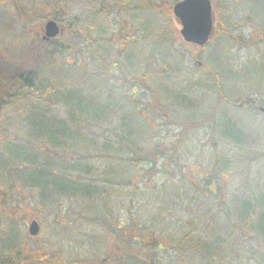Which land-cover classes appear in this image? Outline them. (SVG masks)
Wrapping results in <instances>:
<instances>
[{
  "label": "rangeland",
  "instance_id": "1",
  "mask_svg": "<svg viewBox=\"0 0 264 264\" xmlns=\"http://www.w3.org/2000/svg\"><path fill=\"white\" fill-rule=\"evenodd\" d=\"M114 1L0 0V42L3 46H13L9 47L10 52L0 50V85L5 86L4 81L32 74L47 59L50 51L43 44L41 47L32 35L42 34L52 11L55 15L61 10L67 11L68 17L93 12L101 21V24L96 21L95 26L108 31L104 36L107 41L101 45L94 40L92 51L87 47L79 54L68 53L57 58L60 61L58 65L68 64L72 79L80 76L83 69L88 75L107 78L109 85L116 90V105L121 107L119 115L113 116L110 127L119 125L123 113H127L126 117L131 120V113L133 116L139 113L142 122H132L135 126H142L135 137L139 146H143L144 152L146 148L167 150L163 145L169 150L175 147L178 163L174 164V174L171 176L162 171L163 158L158 160L159 178L148 180L149 176H146L136 183L135 179L143 176L151 165L146 168L148 165L145 163H133L126 168L127 180L123 187L114 189L109 188L110 182L103 183L99 186L102 192L105 190L107 193L102 201L93 198L80 200L40 194L38 188L14 178L12 172L21 168L11 165L10 171L0 172V244L11 230L18 237L26 236L29 222L36 219L40 232L35 237L36 241H28L27 244L41 246L38 258L47 255L51 259L54 255L64 263L104 259L107 248L115 247V242L119 241L120 230L124 229L125 234L129 232L134 208L141 204L142 215L147 208L156 206L154 199L152 204L147 202L144 206L145 199L152 196L150 191L146 193V188L154 185L169 187L171 184L170 187L179 190L181 198L186 199L180 201V209L170 210L174 216L179 214L182 223L173 240H167L158 251L150 253L152 264H179L180 252L184 264H213L212 261L217 259V254L207 255L209 253L203 252L202 247L195 246L200 238L201 243L213 238L203 234L201 221H193L200 213L194 215L188 210L187 203L191 198H196L194 208L204 213L212 208L210 216L218 209L212 207L215 202L220 208L225 206L224 218L219 221L222 233L219 229L218 234L211 232L212 237L220 236L231 241L234 252H230V261L225 255L223 264H264V238L255 226L250 227L264 213V113L256 105L238 107L231 103V100L250 97L264 107V40L260 41L256 36L260 18L263 20L262 5L254 4L252 0H211L214 32L210 41L200 47L182 40L181 26L172 13L176 0H131L126 4L129 11L122 14L117 13ZM4 16L11 20V24H6ZM143 18L149 23L142 25ZM161 47L168 48L169 53H163ZM103 48L122 65H127L125 59L129 55L134 60L133 64L129 63L132 66L128 64V68L119 73L117 68L108 63L105 65L103 56H99ZM143 73H146L144 81ZM131 75L137 78L138 83H131ZM101 90V86L96 87V92ZM156 97L157 106L153 104ZM56 109L59 107L53 106L50 112L53 115L63 112ZM15 114V109L10 106L1 110L0 156L5 152L7 141L22 143L21 140L27 138L20 122L15 124L8 119L11 116L15 120ZM105 126L95 132L98 136L103 134L99 137L104 141L111 140L112 134L105 131ZM235 138L242 141L238 144ZM32 146L36 151L46 149L41 142H34ZM77 149L86 154L85 147ZM72 152L66 154V159L79 157ZM88 153H94V149ZM88 163L94 171V166L98 170L82 180L100 183L104 167L97 158ZM76 177L80 179V176ZM129 179L138 184L137 189L131 187ZM198 188L204 189L205 195L192 196ZM239 202L250 204L254 222H246L247 219L243 218V222H239L234 218L237 217ZM226 216L230 217V225L234 223L241 227V224H247L249 233H245L244 228L229 226L225 223ZM120 218L124 221L123 226L119 223ZM224 224L228 226L226 229ZM173 227L178 229V226ZM187 232L195 234L186 236ZM158 234L156 226L155 236L160 242ZM164 236H167V231L162 233L161 237ZM211 243L213 247L215 242ZM28 255L32 259L22 264H44L38 263L33 253ZM188 257L189 262H185Z\"/></svg>",
  "mask_w": 264,
  "mask_h": 264
},
{
  "label": "trees",
  "instance_id": "2",
  "mask_svg": "<svg viewBox=\"0 0 264 264\" xmlns=\"http://www.w3.org/2000/svg\"><path fill=\"white\" fill-rule=\"evenodd\" d=\"M177 1L179 0L175 2ZM252 1L255 2L254 4L262 5L261 17H263V20L260 18V23L257 26L258 28H256V36L261 41L264 40V0ZM129 2L131 3L132 1L115 0L114 7L117 9V13H127L129 10L126 9V4H129ZM103 7L106 9V5ZM61 13L55 15V12L52 11L51 15L47 18L56 21L62 29V32L55 39L45 42L41 41L40 35H32V39L35 37L38 39L41 47V44H43L50 51L44 63L39 65L37 70H33L32 74L21 76L16 80L4 81L5 86L0 85V99H2V102H0V114L1 110H4L7 106L14 108L17 113L15 114V120L11 116L8 119L12 120L15 124L20 122V127L25 129L27 136V138L21 140L22 143L20 141H7L4 146L5 152L0 156L1 174L2 172L10 171L11 165H18V168L21 169L12 172L14 178L20 179L26 185L38 188L42 195H47L48 197L57 195L80 200L93 198L101 201L103 195L107 192L105 190L102 192V187L99 185L110 182L109 188L120 189L127 180L125 179V173H128L126 168H130L133 163H145V165H148L146 168H149V165H151L149 170L145 169L143 176L135 179L136 183L146 176H149L148 180L156 176L159 178L160 162L158 160H163V158L162 171L165 174L168 173L173 176L174 164L178 163L175 147L169 150L168 146L163 145L167 150L160 151L158 148L147 150L146 148L144 152L143 146H139L140 144L135 137L139 133L138 128L142 126L132 124L133 121L142 122L139 113L135 114V116H133L134 113H131L130 118L132 117V120L126 117L127 113H123L124 115H122L119 125L110 127L113 116L115 118L116 115H119L118 109L121 107L116 105L117 98L114 96L116 90L109 85L107 78L96 74L88 75L86 70L83 69L80 76H77L78 78L75 76L76 79H72V74L67 68L70 66L68 64H65V66H62V64L58 65L60 61L56 59L68 53L79 54L82 49H86L87 47H90L89 49L92 51L94 46L92 42L94 40L101 42V45H103V42L107 41L104 36L108 32L104 30V27L95 26L96 21L100 24L101 21L93 12L90 14L82 13L73 17H68L67 11L61 10ZM3 19L6 21V24H11V20L7 19V16H4ZM141 23L142 25H146L149 22L146 21V18H143ZM9 47L13 46L10 45ZM9 47L3 46L0 42V50L10 52ZM161 48L164 50L163 53H169L168 48ZM110 55L104 48L99 51V56H103L102 60L106 63L105 65L108 63L109 66L117 68L119 73L122 69L128 68V64H133L134 61L128 55V59H125L127 65H122L121 61L116 60ZM131 64L129 65L132 66ZM142 75V81H144L146 73ZM130 81L132 84L138 83L137 78L133 75H131ZM100 86L102 90L96 92V87ZM96 93H99V96ZM99 98L100 101H98ZM157 103L158 98L156 97L153 104L157 106ZM53 106L59 107L63 112L53 115L50 112L53 111ZM59 109H56V111ZM103 125H106L105 131L112 134L111 140L104 141L99 137L103 134L99 133L98 136L95 132L102 129ZM1 129L0 126V131ZM241 136L244 139L245 136L243 134ZM229 137L231 136L229 135ZM99 139L101 140L99 141ZM240 141L242 139L235 138V142L238 144ZM34 142H41L46 149L36 151L35 147L32 146ZM81 146L86 148V154L77 149ZM90 149H94V153H88ZM71 151H74L72 153L79 155V157L66 159V154ZM53 157L57 159L53 160ZM94 158H97L104 167L103 178L100 183L82 180L84 176L93 175L97 172L98 169L94 166V171L91 164L88 163L89 160L91 163V160ZM82 159L85 160L82 161ZM195 173L194 170L193 174ZM76 176H80V179H77ZM106 176H110L111 178H106ZM129 182L132 183V186L129 183L128 186L137 189L138 184H134L130 179ZM170 186L172 185L170 184ZM170 186L158 187L154 185L146 188V193L150 191L152 196L150 199H145L144 206L146 207L147 202L152 204L151 200L153 199L156 206L154 207L153 205L152 208H147L144 211L145 214L142 213V215H140L141 210H143L141 204H138L134 208V212L132 211L133 214L130 216L131 224H129V232L125 234L123 232L125 231L124 229L120 230L118 235L119 241H114L115 247L110 246L107 248L108 251L104 259H81L79 261L64 263L59 258H55L54 255L51 259L47 255L44 258H38L41 254L39 253L41 246L36 245L32 247L27 244L28 241L35 240L37 235L30 236L27 232L26 236L18 237L11 230V233L5 239L7 241L3 240L0 244V264H22L25 260L32 259V256L28 255V253H33L36 261L44 264L50 262L51 264H137L138 262L140 264H152L149 257L150 253L153 250L158 251L162 247L161 244L167 240H173L174 236L176 237L179 234L178 231H180V224L182 223V219H179V214L177 213L174 216L170 210L172 208L180 209L181 202H184L186 199L181 198L182 194L179 190L175 191ZM197 190L198 192H194L192 196L205 195L204 189L198 188ZM184 196H186L185 193ZM140 198L139 200H141ZM195 203L196 198H191L190 202L187 203V206L190 208L188 210L194 215L200 213L193 218V221H197L198 223L201 221L203 234L209 235L210 239L213 238V240H208V242L203 241L202 243V239L200 238L198 242L201 244L195 243V246L199 245L202 247L201 250L203 252L209 253L207 255L217 254V259L212 261L213 264L214 261L215 264H223L222 261L225 255L226 257L228 256L227 259L230 261V252H234L233 248H231V241L224 240L220 236L212 237L213 233H211L218 234V229L222 233L219 221L224 218L225 206L220 208L215 202L212 207L218 209L215 210L213 216H210L212 208L207 212V215V213L200 211L199 208H194L193 204L195 205ZM135 204L133 203V205ZM128 210L131 209L128 208ZM152 211L155 212L152 213ZM251 211L252 207L249 203L239 202L237 204V217H233L239 222L247 219L246 222L252 223L254 222V217L251 215ZM253 213H255V210ZM242 218L243 220H241ZM122 222L124 221L120 218V225ZM225 223L229 226H237L234 223L230 225V217L227 216ZM255 223L250 227L255 226L256 231L264 238V213L260 214L259 220ZM103 224L105 225V222ZM174 225L178 226V229L176 228L175 230ZM243 225L246 227H243ZM156 226L159 229L160 234H158V237L161 239L160 242H157L155 236ZM224 226L225 229L228 227L225 224ZM233 228L231 229L233 230ZM239 228H244L245 233H249L250 231L247 228V224H241ZM193 230L197 231V229ZM166 231L167 236L162 238V233ZM190 234L194 235L195 233L187 232L186 236ZM212 241L215 242L213 247ZM23 253L25 254L23 255ZM189 259L190 257L185 262H189ZM179 264H184L181 252Z\"/></svg>",
  "mask_w": 264,
  "mask_h": 264
},
{
  "label": "water",
  "instance_id": "3",
  "mask_svg": "<svg viewBox=\"0 0 264 264\" xmlns=\"http://www.w3.org/2000/svg\"><path fill=\"white\" fill-rule=\"evenodd\" d=\"M173 14L181 25V36L186 42L199 46L205 45L213 33V18L211 0H181L174 4ZM60 28L53 20H48L44 27L43 39L57 36ZM264 112V108H260ZM39 231V225L32 221L29 233L34 236Z\"/></svg>",
  "mask_w": 264,
  "mask_h": 264
},
{
  "label": "flooded vegetation",
  "instance_id": "4",
  "mask_svg": "<svg viewBox=\"0 0 264 264\" xmlns=\"http://www.w3.org/2000/svg\"><path fill=\"white\" fill-rule=\"evenodd\" d=\"M246 103H247V104H252V105H255V103H256V102H255V101H253V100H251V99H247ZM243 104H244V103H242V104H239V103H238V104H237V106H241V107H242V106H243Z\"/></svg>",
  "mask_w": 264,
  "mask_h": 264
}]
</instances>
